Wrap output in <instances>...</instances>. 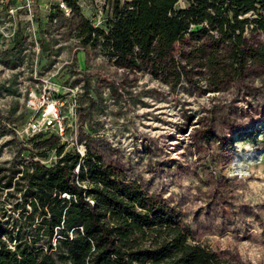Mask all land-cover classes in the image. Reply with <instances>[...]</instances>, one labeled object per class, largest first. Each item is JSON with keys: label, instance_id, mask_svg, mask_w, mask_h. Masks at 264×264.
<instances>
[{"label": "rangeland", "instance_id": "obj_1", "mask_svg": "<svg viewBox=\"0 0 264 264\" xmlns=\"http://www.w3.org/2000/svg\"><path fill=\"white\" fill-rule=\"evenodd\" d=\"M78 2L91 24L106 29L111 10L101 14L95 0ZM54 12L57 23L43 18L39 55L23 34L0 43V168L41 151L22 143L34 116L23 90L34 87L38 56L39 75L58 72L53 82L79 88L69 148L87 144L104 164L164 201L191 244L227 261L264 264V76L234 81L222 92L206 91L202 83L173 91L148 73L117 68L102 47H83L75 30L79 17ZM8 191L0 187V207L24 221L11 209L15 200H6Z\"/></svg>", "mask_w": 264, "mask_h": 264}, {"label": "trees", "instance_id": "obj_2", "mask_svg": "<svg viewBox=\"0 0 264 264\" xmlns=\"http://www.w3.org/2000/svg\"><path fill=\"white\" fill-rule=\"evenodd\" d=\"M64 1L79 17L83 47H102L117 68L148 73L173 91L202 83L222 92L264 76V0H187L185 8L179 0H113L106 29L81 14L78 0ZM22 143L41 151L0 168L6 200L25 216L14 220L0 207V264H239L191 244L174 209L87 144L81 158L54 133ZM52 156L56 162L43 163Z\"/></svg>", "mask_w": 264, "mask_h": 264}, {"label": "built area", "instance_id": "obj_3", "mask_svg": "<svg viewBox=\"0 0 264 264\" xmlns=\"http://www.w3.org/2000/svg\"><path fill=\"white\" fill-rule=\"evenodd\" d=\"M121 1L124 3L132 0ZM95 3L102 5L101 14H104V11L108 14L110 10L112 14L111 4L113 0H95ZM77 4L80 7L79 2ZM186 4L187 0H179L177 6L185 8ZM58 9L64 12L67 17L72 12V9L64 1L54 6L53 2L42 5L39 0H0V38L2 39L0 43H11L16 36L23 34L31 43L29 48L39 55L42 51L40 42L44 36L42 33L44 28L42 29V27H46L42 23L44 22L43 18L47 16V21H50V24L57 23L58 17L54 11ZM78 42L81 44L80 40ZM8 47L9 44L4 45L3 48L6 50ZM57 67L58 65H54L53 68L55 69ZM38 68L39 60L37 56L35 65L32 66L33 72L30 75L32 78L31 85L34 87L23 90V94L27 98L26 108L34 113L33 118L25 128V140L31 139L39 134L54 133L62 144L69 146L67 137L69 131L72 132L74 130L77 120V98L80 95H78L79 88L55 83L52 81V78L58 72H52L51 77L41 76L39 75ZM66 104L69 108L67 112H63ZM68 121L69 123H67ZM71 147L80 154L81 158L86 156L87 145L81 144L79 146L74 144ZM56 161L57 157L52 156L48 161H43V163ZM79 172L80 167L78 166L75 173L79 174Z\"/></svg>", "mask_w": 264, "mask_h": 264}, {"label": "crops", "instance_id": "obj_4", "mask_svg": "<svg viewBox=\"0 0 264 264\" xmlns=\"http://www.w3.org/2000/svg\"><path fill=\"white\" fill-rule=\"evenodd\" d=\"M40 1V3L42 4V5H44L45 4V2H43V1H41V0H39Z\"/></svg>", "mask_w": 264, "mask_h": 264}]
</instances>
